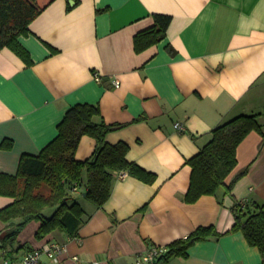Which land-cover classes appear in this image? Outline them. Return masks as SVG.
Listing matches in <instances>:
<instances>
[{"label": "crops", "instance_id": "1", "mask_svg": "<svg viewBox=\"0 0 264 264\" xmlns=\"http://www.w3.org/2000/svg\"><path fill=\"white\" fill-rule=\"evenodd\" d=\"M155 14L171 17L165 38L136 53L133 38L152 26ZM28 29L18 41L30 65L0 50V145L11 142L0 148V174L14 175L20 156L37 155L65 111L86 103L98 106L106 124L123 126L107 143H126L128 161L155 178L151 184L127 174L116 179L102 207H82L88 219L74 238L56 231L39 240L38 223L28 224L12 248L15 261L57 242L67 250L63 264H135L151 247L213 226L218 238L163 264H264L242 234H228L234 205L264 204L260 134L250 132L236 148V167L225 180L233 182L230 193L182 201L190 175L185 163L213 128L250 114L264 132V0H50ZM94 149L84 136L75 157L86 160ZM11 201L0 197V208ZM1 258L0 251V264Z\"/></svg>", "mask_w": 264, "mask_h": 264}, {"label": "trees", "instance_id": "2", "mask_svg": "<svg viewBox=\"0 0 264 264\" xmlns=\"http://www.w3.org/2000/svg\"><path fill=\"white\" fill-rule=\"evenodd\" d=\"M49 2L0 0V50L8 48L30 65L28 53L18 39L30 33L29 24ZM170 21L168 15H153L152 26L133 38L135 52L161 42ZM122 127L106 124L97 105L74 104L65 111L54 138L37 155L22 154L14 175L0 174V197L12 200L0 208L2 257L15 261L12 248L19 234L32 222L39 225L36 232L39 240L56 231L68 238L76 237L88 219L79 199L85 198L95 208L102 207L121 174L148 184L154 181V174L128 161L126 143H107L106 136ZM253 131L264 140L258 115L250 114L237 115L210 131V140L185 163L190 175L184 203H195L202 196L218 197L220 190L224 194L231 192L233 182L226 184L225 180L236 167V148ZM84 136L95 141V149L89 158L79 161L75 153ZM10 147V141L0 145L4 150ZM232 214L234 223L228 234H242L248 245L260 252L264 262V204H236ZM219 236L213 226L198 227L165 247L166 253L154 264H163L172 257L186 259L195 243Z\"/></svg>", "mask_w": 264, "mask_h": 264}, {"label": "built area", "instance_id": "3", "mask_svg": "<svg viewBox=\"0 0 264 264\" xmlns=\"http://www.w3.org/2000/svg\"><path fill=\"white\" fill-rule=\"evenodd\" d=\"M94 80L100 81V77L94 74ZM114 86H118V81H114ZM174 129L178 132H183L184 127L180 123H174ZM125 174H121L119 178ZM244 205L243 203H240ZM74 238V237H73ZM67 250L64 244L57 242H48L42 245L40 248L32 249L24 254L19 261H11L5 257L1 258L2 264H63L62 257L66 254ZM166 253L165 247L154 246L143 254L138 255L135 258V264H154L162 255ZM3 256V255H2ZM72 261H77L76 256L71 257Z\"/></svg>", "mask_w": 264, "mask_h": 264}, {"label": "rangeland", "instance_id": "4", "mask_svg": "<svg viewBox=\"0 0 264 264\" xmlns=\"http://www.w3.org/2000/svg\"><path fill=\"white\" fill-rule=\"evenodd\" d=\"M47 0H39V4H42L43 2H46ZM78 203L81 205V207H84V209H87L92 205L90 202L86 201L85 198H80Z\"/></svg>", "mask_w": 264, "mask_h": 264}, {"label": "water", "instance_id": "5", "mask_svg": "<svg viewBox=\"0 0 264 264\" xmlns=\"http://www.w3.org/2000/svg\"><path fill=\"white\" fill-rule=\"evenodd\" d=\"M86 195H87V192H84V193H83V196L85 197Z\"/></svg>", "mask_w": 264, "mask_h": 264}]
</instances>
